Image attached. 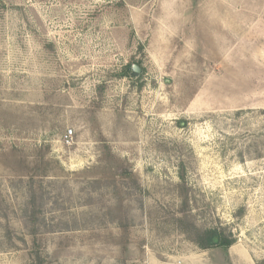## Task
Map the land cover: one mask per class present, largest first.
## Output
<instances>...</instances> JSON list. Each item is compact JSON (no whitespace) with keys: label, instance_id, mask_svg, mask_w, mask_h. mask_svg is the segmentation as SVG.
Masks as SVG:
<instances>
[{"label":"rangeland","instance_id":"rangeland-1","mask_svg":"<svg viewBox=\"0 0 264 264\" xmlns=\"http://www.w3.org/2000/svg\"><path fill=\"white\" fill-rule=\"evenodd\" d=\"M263 110L264 0H0V264H259Z\"/></svg>","mask_w":264,"mask_h":264},{"label":"trees","instance_id":"trees-1","mask_svg":"<svg viewBox=\"0 0 264 264\" xmlns=\"http://www.w3.org/2000/svg\"><path fill=\"white\" fill-rule=\"evenodd\" d=\"M142 48V46L140 47ZM131 66H127L125 71L128 75ZM125 73L123 74V76ZM122 76V75H121ZM264 114V110L262 111ZM218 239L215 242V239ZM195 242L202 250H208L216 247H223L229 249L236 243V239L231 235H227L224 230L219 229H208V230H199L196 234ZM33 264H43L41 257L37 254L36 261ZM259 264H264V260Z\"/></svg>","mask_w":264,"mask_h":264},{"label":"water","instance_id":"water-1","mask_svg":"<svg viewBox=\"0 0 264 264\" xmlns=\"http://www.w3.org/2000/svg\"><path fill=\"white\" fill-rule=\"evenodd\" d=\"M142 71L143 70L140 66L134 65L133 67H131V76L138 78L139 75L142 73ZM217 241H218V239L216 238L215 242H217Z\"/></svg>","mask_w":264,"mask_h":264},{"label":"built area","instance_id":"built-area-1","mask_svg":"<svg viewBox=\"0 0 264 264\" xmlns=\"http://www.w3.org/2000/svg\"><path fill=\"white\" fill-rule=\"evenodd\" d=\"M64 141L68 144H71L73 141V130H69L68 133L64 136Z\"/></svg>","mask_w":264,"mask_h":264}]
</instances>
